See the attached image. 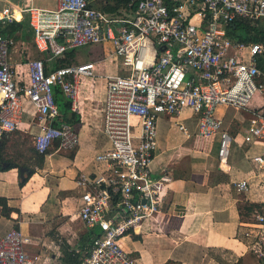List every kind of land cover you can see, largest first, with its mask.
<instances>
[{"label": "built area", "instance_id": "obj_1", "mask_svg": "<svg viewBox=\"0 0 264 264\" xmlns=\"http://www.w3.org/2000/svg\"><path fill=\"white\" fill-rule=\"evenodd\" d=\"M124 7L128 14L114 16L91 7L88 0H54L50 8L0 0V29L27 13L35 48L50 61L110 42L108 56L116 57L124 71L100 76L93 62L48 70L44 59L27 57L21 77L10 60L16 40L0 32V140L18 129L27 100L42 124L33 143L37 153L46 154L55 142L58 151L76 148V129L65 122L55 125L60 116L55 89L76 109L84 81L105 80L102 132L108 146L95 156L104 170L76 181L85 190L77 228L91 234L88 249L74 252L78 264H141L122 241L165 207L172 179L166 172L153 177L151 169L160 117H180L190 110L200 136L220 134L222 170L229 167L235 138L223 130L219 107L235 109L246 125L245 144L264 145V0H126ZM239 21L251 27L247 41L229 35ZM179 128L187 132L185 126ZM252 160L256 176L264 174V149ZM249 184L244 179L234 186L246 193ZM246 225L249 249L264 260V204L253 208ZM30 242L18 229L0 235V264H37L42 255L26 251Z\"/></svg>", "mask_w": 264, "mask_h": 264}, {"label": "crops", "instance_id": "obj_2", "mask_svg": "<svg viewBox=\"0 0 264 264\" xmlns=\"http://www.w3.org/2000/svg\"><path fill=\"white\" fill-rule=\"evenodd\" d=\"M6 1L16 6H54V0ZM88 1L91 7L114 16L128 14L124 7L126 0ZM24 20L23 17L15 21L22 27L10 35L16 40L10 60L21 77L25 70L21 64L27 57L44 59L48 70L56 69L59 62L71 57L67 53L63 58L50 61L47 54L39 53L34 45L33 31L26 30ZM110 53L92 60L86 58L95 55L76 49L71 59L73 63L65 65L93 62L101 76L104 75L101 70L107 69L106 61L109 60L116 74L123 73L119 61L115 63L108 56ZM55 97L60 111L55 125L65 122L76 129L79 135L76 148L58 151V142H55L44 161L40 162L36 155L38 164L35 168L6 161L9 149L4 141L30 134L34 143L35 136L41 133L42 124L34 109L30 121L22 120L14 133L0 140L3 167L0 170V235L18 229L29 237L31 242L25 246L26 251L32 256L42 255L37 264H69L64 260L67 253L88 249V233L75 227L79 223L80 198L85 191L76 181L81 175L93 177L104 170L102 164L95 162V156L108 146L102 132V109L106 98L103 78L84 81L76 109L60 89ZM229 109L219 107L216 111L224 120L223 130L239 140L233 141L229 167L225 170L219 167L221 135L200 136L197 118L190 110L180 117L158 119V147L151 169L153 177L166 172L172 179L165 192V207L154 221L145 223L140 232L132 233L122 241L123 247L138 257L141 264H264V260H259L249 249L250 241L244 236L252 209L264 204V174L256 176L257 165L252 160L264 145L244 143L246 125L239 122L236 111L232 117L225 118V111ZM179 125L185 126L187 132L181 131ZM9 162L18 168H9ZM5 163L8 166H4ZM21 167L31 171V174H25V181L21 179ZM244 179H249L251 188L240 193L234 183Z\"/></svg>", "mask_w": 264, "mask_h": 264}, {"label": "rangeland", "instance_id": "obj_3", "mask_svg": "<svg viewBox=\"0 0 264 264\" xmlns=\"http://www.w3.org/2000/svg\"><path fill=\"white\" fill-rule=\"evenodd\" d=\"M24 24L26 26V30L31 31L29 25H28V14L24 13ZM28 25V26H27ZM9 26L7 27V29ZM112 45L110 42H106L104 44H95V45H88L84 46L82 48L77 49L78 50H83L87 54H93L96 57H87L86 59H100L106 56L108 53L111 52ZM92 56V55H91ZM101 56V57H100ZM11 57V56H10ZM114 62L117 63V58L114 57ZM64 61V60H63ZM74 60L71 59H66L63 63L68 64V63H73ZM107 64V69H102L101 71L104 72V75L107 74H116V70L114 66L110 65L109 60L106 61ZM60 102V101H58ZM23 109H24V114H23V119L24 121H30L32 119L33 111L35 110L34 107L27 101L24 100L23 102ZM34 109V110H33ZM235 113V109L230 108L228 111H225V118L232 117ZM101 115V114H100ZM102 117V116H101ZM236 141L234 143L239 142L238 137H234ZM14 141H16L14 143ZM233 143V144H234ZM243 143V142H242ZM4 144L7 145L9 152H7L5 156L6 161H11V162H17L20 163L21 165H26L35 168V166L38 164V161L36 159L37 152L34 149L33 146V135H24L19 138H8L6 141H4ZM251 184H254V182H251ZM252 186V185H251ZM251 188V187H250ZM77 228V225H75Z\"/></svg>", "mask_w": 264, "mask_h": 264}, {"label": "trees", "instance_id": "obj_4", "mask_svg": "<svg viewBox=\"0 0 264 264\" xmlns=\"http://www.w3.org/2000/svg\"><path fill=\"white\" fill-rule=\"evenodd\" d=\"M21 27H22V24L21 23L14 22L12 24H9V28L8 29L7 28H4L2 30L0 29L1 30L0 32H2L3 34H6V35H9L10 36V35H13L16 32V30H18ZM250 28L251 27L249 25L245 24V22L239 21L235 25H233L232 27H230L228 32H229V35L232 38H234V39H241V40L247 41V40L250 39L248 37L249 36V33L251 31ZM258 36H259V33H258ZM258 36L255 37V38H253V39L254 40H259ZM68 56H71V57H68V58L69 59H72L73 58V51H70L68 53ZM61 66H65V64L62 63V61L59 62L58 65L55 66V68L56 67L59 68ZM56 93H59V89L58 88L55 89V94ZM37 155H38V158H39L40 162L44 161L45 154H39V153H37ZM1 161H2V159L0 158V170L3 169L2 165H1V163H2ZM9 163H10V167L9 168H14V167H17L18 168V166L15 163H11V162H9ZM259 206L260 205H257L255 207H259ZM90 238H91V234H88L89 241L91 240ZM65 258L66 259H64V260H66V262H68L69 264H78L79 263V261H78L79 255L76 254V253H73V252L67 253L66 256H65Z\"/></svg>", "mask_w": 264, "mask_h": 264}, {"label": "water", "instance_id": "obj_5", "mask_svg": "<svg viewBox=\"0 0 264 264\" xmlns=\"http://www.w3.org/2000/svg\"><path fill=\"white\" fill-rule=\"evenodd\" d=\"M4 166H8L7 163L4 164ZM20 172H21V179L22 181L26 180L25 174H31V171L27 168V167H21L20 168Z\"/></svg>", "mask_w": 264, "mask_h": 264}, {"label": "bare ground", "instance_id": "obj_6", "mask_svg": "<svg viewBox=\"0 0 264 264\" xmlns=\"http://www.w3.org/2000/svg\"><path fill=\"white\" fill-rule=\"evenodd\" d=\"M12 13L15 15V17L17 19L21 18V14H20V12L17 9H13Z\"/></svg>", "mask_w": 264, "mask_h": 264}]
</instances>
